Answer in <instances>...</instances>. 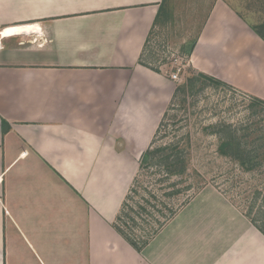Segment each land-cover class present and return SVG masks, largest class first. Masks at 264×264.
Masks as SVG:
<instances>
[{
	"label": "crops",
	"instance_id": "1",
	"mask_svg": "<svg viewBox=\"0 0 264 264\" xmlns=\"http://www.w3.org/2000/svg\"><path fill=\"white\" fill-rule=\"evenodd\" d=\"M168 0H0V264H264L203 189L138 253L113 228L175 85L142 63ZM188 64L264 101V40L216 0Z\"/></svg>",
	"mask_w": 264,
	"mask_h": 264
},
{
	"label": "rangeland",
	"instance_id": "2",
	"mask_svg": "<svg viewBox=\"0 0 264 264\" xmlns=\"http://www.w3.org/2000/svg\"><path fill=\"white\" fill-rule=\"evenodd\" d=\"M215 1L168 0L164 14L151 33L142 63L173 82L176 89L189 79H196V84L189 87L185 95H175V89L165 109L166 116L163 114L158 124L159 127L163 120L161 132L156 134L157 127L151 143L154 139L156 146H160L180 140L186 146L189 141V181L183 185L191 184L194 189L176 198L177 205L187 202L188 205L208 187L222 193L245 216L251 213L254 218L261 210L264 212L263 197L257 196L258 192L264 194V168L258 172H246L238 163L220 155L221 129L217 126L231 124L241 130L239 135L252 130L254 135L248 139L250 142L255 139L256 132L264 131V105L257 104L252 96L233 87L204 83L199 73L188 64L191 49ZM225 1L264 36V0ZM173 75L178 78L173 80ZM140 159L137 168L129 173L128 189L138 173ZM143 175L152 177L150 173L149 176ZM149 180L144 179L146 185Z\"/></svg>",
	"mask_w": 264,
	"mask_h": 264
},
{
	"label": "trees",
	"instance_id": "3",
	"mask_svg": "<svg viewBox=\"0 0 264 264\" xmlns=\"http://www.w3.org/2000/svg\"><path fill=\"white\" fill-rule=\"evenodd\" d=\"M253 30L264 40V36L257 29L253 28ZM198 75L204 83L232 88L213 77L201 73ZM195 84L196 79H189L187 83L176 89L175 95L179 93L185 95L187 89ZM252 99L257 104L264 105V101L254 97ZM162 125L163 120L156 134L161 132ZM217 128L221 129L219 130L221 144L218 149L220 155L238 163L246 172H258L264 168V143L258 145L259 142H264V131L256 132L255 139L249 142L250 136L254 135L252 130L239 135L241 130L231 124H220ZM190 157L189 141L185 146L180 140L156 146L153 139L150 147L142 154L138 173L128 189L113 224L117 233L138 253H142L163 228L176 217L181 210L179 208L188 203L177 205L175 199L194 189L191 184L183 185L189 181ZM149 173L151 178L143 175ZM158 174L161 175L158 176ZM197 176L200 178V175L197 174ZM144 179H151L148 185L145 184ZM198 189L201 190L200 187ZM257 196H262L264 200V194L258 192ZM252 215L246 213V217L264 235V212L261 210L254 218Z\"/></svg>",
	"mask_w": 264,
	"mask_h": 264
},
{
	"label": "built area",
	"instance_id": "4",
	"mask_svg": "<svg viewBox=\"0 0 264 264\" xmlns=\"http://www.w3.org/2000/svg\"><path fill=\"white\" fill-rule=\"evenodd\" d=\"M177 78H178L177 75H173V76H172V79H173V80H176Z\"/></svg>",
	"mask_w": 264,
	"mask_h": 264
}]
</instances>
